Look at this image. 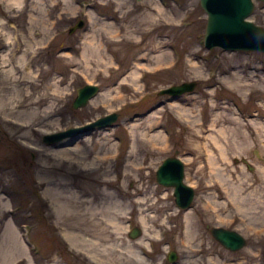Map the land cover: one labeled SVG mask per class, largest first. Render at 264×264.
Here are the masks:
<instances>
[{
  "label": "rangeland",
  "instance_id": "1",
  "mask_svg": "<svg viewBox=\"0 0 264 264\" xmlns=\"http://www.w3.org/2000/svg\"><path fill=\"white\" fill-rule=\"evenodd\" d=\"M17 2L0 0V264H264V54L207 50L200 0ZM250 20L264 27V3ZM86 85L99 93L75 109ZM113 113L75 145L43 142ZM171 157L187 211L157 183Z\"/></svg>",
  "mask_w": 264,
  "mask_h": 264
},
{
  "label": "water",
  "instance_id": "2",
  "mask_svg": "<svg viewBox=\"0 0 264 264\" xmlns=\"http://www.w3.org/2000/svg\"><path fill=\"white\" fill-rule=\"evenodd\" d=\"M256 2L264 3V0H200L201 8L207 14L204 39L206 49L212 51L219 48L226 52L264 54V27L256 25L250 20L255 11ZM84 27L85 21L80 20L71 28L70 33ZM196 86V82L183 83L162 90L159 96H168L177 100L184 95L193 93ZM98 93L97 85L82 87L74 101V108L80 109L88 106ZM118 120L119 113H113L84 126L47 135L43 142L48 146H54L71 141V144L75 145L97 130L113 128ZM185 175L186 167L177 157L166 159L156 174L159 185L174 189L176 205L183 211L192 207L196 196L195 190L185 184ZM141 234L140 229L134 228L130 233V238L137 239ZM211 234L219 244L230 252H239L247 246V239L238 232L213 228ZM177 258V254L171 252L169 262L174 263Z\"/></svg>",
  "mask_w": 264,
  "mask_h": 264
},
{
  "label": "bare ground",
  "instance_id": "3",
  "mask_svg": "<svg viewBox=\"0 0 264 264\" xmlns=\"http://www.w3.org/2000/svg\"><path fill=\"white\" fill-rule=\"evenodd\" d=\"M10 1L14 2V5H16V6H18L19 8H21V5H20L21 3H20V2L18 3L17 0H10ZM137 1H141V0H137ZM82 20H83V19H82ZM84 21H85V20H84ZM0 25H1V21H0ZM79 30H80V29H78V30H76V31H79ZM81 30H82V29H81ZM70 31H71V29H70ZM70 31H69V34H71ZM92 100H93V99H92ZM92 100H91V101H92ZM91 101H90V102H91Z\"/></svg>",
  "mask_w": 264,
  "mask_h": 264
}]
</instances>
